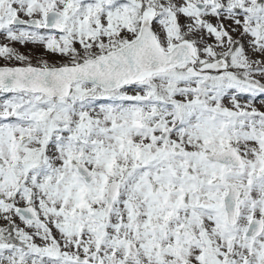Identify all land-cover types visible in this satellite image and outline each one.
<instances>
[{
    "label": "snow or ice",
    "instance_id": "snow-or-ice-1",
    "mask_svg": "<svg viewBox=\"0 0 264 264\" xmlns=\"http://www.w3.org/2000/svg\"><path fill=\"white\" fill-rule=\"evenodd\" d=\"M0 264H264V0H0Z\"/></svg>",
    "mask_w": 264,
    "mask_h": 264
}]
</instances>
